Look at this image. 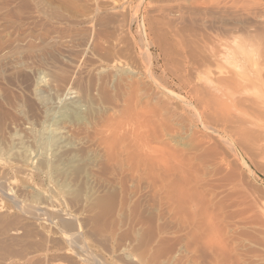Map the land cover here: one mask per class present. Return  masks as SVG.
Listing matches in <instances>:
<instances>
[{
  "label": "rangeland",
  "instance_id": "rangeland-1",
  "mask_svg": "<svg viewBox=\"0 0 264 264\" xmlns=\"http://www.w3.org/2000/svg\"><path fill=\"white\" fill-rule=\"evenodd\" d=\"M0 264H264V0H0Z\"/></svg>",
  "mask_w": 264,
  "mask_h": 264
}]
</instances>
